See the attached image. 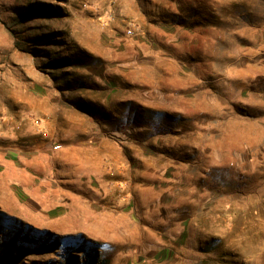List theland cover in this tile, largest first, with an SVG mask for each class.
<instances>
[{"label":"rangeland","instance_id":"1","mask_svg":"<svg viewBox=\"0 0 264 264\" xmlns=\"http://www.w3.org/2000/svg\"><path fill=\"white\" fill-rule=\"evenodd\" d=\"M0 264H264V0H0Z\"/></svg>","mask_w":264,"mask_h":264},{"label":"crops","instance_id":"2","mask_svg":"<svg viewBox=\"0 0 264 264\" xmlns=\"http://www.w3.org/2000/svg\"><path fill=\"white\" fill-rule=\"evenodd\" d=\"M71 129L74 130V131H77L75 128H71ZM64 131H66V130H64ZM64 131H62L61 134H54L56 136V138H55L56 140L59 138L62 141L61 142L62 145H60V144H53L52 150L58 152V151H60L62 149L61 150V153L58 154V157H56L55 160H58L59 159L57 161V163H61V162H63L64 158L67 156L66 157L67 158L66 160L68 162H71V163L74 162L75 163L77 161L76 160L77 159L76 157L81 155V132H79V134H77V132H75L74 133L75 135H73L74 137L71 138V139H69V138H66V136L67 137H72V135L69 133V129L66 132H64ZM63 132H64V134H63ZM43 134H44V136L42 135V137H43L42 138V141L43 140L50 141L51 139L54 138L53 137V134H51V132L48 133L46 131ZM37 143H38L37 142V138H35L32 135H29L28 136V135H25L24 134V135L20 136V144H21V146L19 147V149H22L23 151L26 150V148L28 146H24V144L25 145L27 144V145L30 146V147L27 148L28 150H29V148L30 149L31 148H36L37 147ZM22 150H19V155L16 157L19 160L20 164H23V166L25 167V169L20 170L21 173L23 172V170H26V169L31 170V169H33L34 168V165H35L34 164V161L39 160V158H40V160L44 161L46 164H48L50 162L49 161V155H44L43 154L44 156H40L38 158V157H36V155H37L36 152H32V153H29L31 155H28L27 156L26 153H23ZM32 155H34V156L32 157ZM31 158H33V159H31ZM26 163L28 164V166H27ZM69 165L70 166H74V164H69ZM73 172L74 171H71V174H68L69 175L68 178H65V180H63L62 182L63 183H67L68 186H71L73 182L75 183V177L76 176H73ZM33 179L36 181V177L33 178ZM28 184L29 183H27V185ZM30 186H31V184H30ZM51 193H52V190H51ZM46 195H42V197L43 196H46ZM28 199L30 200V198H28ZM31 200L34 201L33 199H31Z\"/></svg>","mask_w":264,"mask_h":264},{"label":"trees","instance_id":"3","mask_svg":"<svg viewBox=\"0 0 264 264\" xmlns=\"http://www.w3.org/2000/svg\"><path fill=\"white\" fill-rule=\"evenodd\" d=\"M78 110L80 111H83L84 113H86L87 115H89L96 123H100V118H99V112L98 110L94 109V110H91V109H86V108H82L81 106H77L76 107ZM104 114V113H102Z\"/></svg>","mask_w":264,"mask_h":264},{"label":"built area","instance_id":"4","mask_svg":"<svg viewBox=\"0 0 264 264\" xmlns=\"http://www.w3.org/2000/svg\"><path fill=\"white\" fill-rule=\"evenodd\" d=\"M126 34H127V35H131V34H132V30H131L130 28L127 29V30H126ZM32 121H33L34 126H35L36 128H39V126H40V122H39L38 120H34L33 118H32ZM16 128L19 129V126H17Z\"/></svg>","mask_w":264,"mask_h":264}]
</instances>
